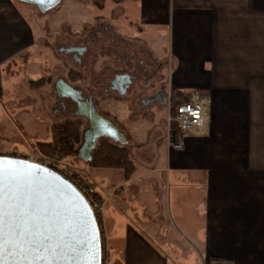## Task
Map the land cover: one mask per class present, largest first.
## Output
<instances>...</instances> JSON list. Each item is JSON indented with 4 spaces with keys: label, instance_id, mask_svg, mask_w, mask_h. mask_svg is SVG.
<instances>
[{
    "label": "crops",
    "instance_id": "0c3cea01",
    "mask_svg": "<svg viewBox=\"0 0 264 264\" xmlns=\"http://www.w3.org/2000/svg\"><path fill=\"white\" fill-rule=\"evenodd\" d=\"M100 3L104 8L95 7L94 17L122 35L123 29L134 34L152 56L161 33L169 32L175 88L210 98L207 135L188 136L182 150L170 148L166 137L149 140L156 129L137 144L146 114L133 112L128 132L107 117L128 140L137 165L129 180L120 170L97 174L76 165L105 201L110 264H264V0ZM26 14L22 2L0 0V150H20L16 144L24 143L4 105L20 99L22 67L35 73L37 40ZM90 61L86 70L75 67L84 89L97 86L92 73L103 75L105 63ZM108 96L96 99L98 111ZM50 129L46 123L34 137L52 141ZM106 170L114 173L107 178Z\"/></svg>",
    "mask_w": 264,
    "mask_h": 264
},
{
    "label": "rangeland",
    "instance_id": "374dc122",
    "mask_svg": "<svg viewBox=\"0 0 264 264\" xmlns=\"http://www.w3.org/2000/svg\"><path fill=\"white\" fill-rule=\"evenodd\" d=\"M22 7L23 9H26V16L29 17L31 23L35 28L34 33L37 40V52L32 57V62L36 63V66H31V68L33 67L32 71H35V73H32V75L28 74V72L26 71L27 69L22 67L21 70L24 83L21 84L20 89L16 92L18 94L17 96H19L20 99H11L10 101L5 102L4 106L6 108L8 120L13 123L24 141L23 144H16L15 148H18L24 152H33L32 144L39 142V139H36L34 137L36 128L38 130L43 129L44 124L47 123L53 130V125L61 124L66 120L60 110H58L57 112L54 111L57 108V97L54 84L59 78L65 77L71 67L75 68L77 66L70 59V56L57 51V46L66 43L68 39V36H66V34H63L66 30L63 28L62 23L68 22L69 25H71L73 32L83 33V29L86 28V24H88L89 27H93L96 24L94 15H96L98 12L97 9L93 6L91 0H62L60 5L56 9L47 14L41 13L38 8L32 4L30 5L22 3ZM123 28L124 27H122V29ZM125 31L126 32H124V29L122 30L123 35L127 39H129L128 42L130 41L129 45L126 48L129 49H127L130 53L129 55H132V57L130 58L132 62H129L130 67L136 68V65L143 66L146 63L149 64L147 71L150 81L146 85L141 83L134 84V89L131 93H137L135 97L140 98L141 94L150 95L163 86H165V90L167 92L178 90L175 88L173 79V64L172 60L170 59L171 46L169 32L165 31L161 33L162 36L158 38L155 47L158 55L152 56L150 55L151 53L149 55H147V53L137 54L139 53L138 49L141 44H137L134 42L136 40L132 39L134 38V34H128L126 29ZM107 40L108 39H103L102 42L108 44ZM99 46L100 43L99 45L95 44L90 46L92 49L90 52L91 55L99 52L97 51L99 49ZM97 54H99L98 57L100 58L101 63H105L106 65H110L112 63L114 64L112 56L107 54L101 56V53ZM91 55L88 56V63L91 62ZM142 60L144 61L143 65L140 62ZM158 65H161V69L158 75H154L153 71ZM143 69H145V67ZM151 75L154 76L153 79L150 77ZM41 78H43L44 80L42 82H39V84L32 85V83H30V79L39 81ZM85 79L87 80V82L89 81L88 78ZM83 83L84 79L80 81V83H76V85H81ZM181 91L188 92V90ZM113 97V95H109L108 98H105L103 102L99 101L98 112L103 116H111L112 118H114L117 123L127 132L130 131V129L131 131L133 129V126L128 121L130 115H132L133 112L137 113L138 111L142 115L146 114V119H149V122L147 120H144V123L138 125V129H142V134L140 133V136H137V144H139V142H145L147 139L145 133H147L149 130L152 131L154 129L156 130H154L153 132L157 133L158 136H153L149 140H155L157 144V141L159 142L163 140L164 137H166L170 141L168 105L159 106L157 104H152L149 106H141L139 104L140 99H134V96L123 98L122 101H120L119 99H113ZM123 101L124 104H122ZM70 119L82 120L83 126L81 128V132L88 126L86 120L82 118L70 117ZM138 131L141 132V130ZM126 136L128 138L132 137L131 133H128ZM79 146H77V148ZM127 147L130 149V146ZM4 150L5 149L0 151ZM159 155L160 161L166 159L165 151L164 153L159 152ZM142 157L143 156L139 154L137 158ZM63 162L65 165H72L80 177L84 174L81 173L83 171L80 170L76 165L88 166L75 157L64 158ZM91 171H93L92 173H97L96 171L101 172V169L92 168ZM104 173L108 175V178L110 173L114 172H107L106 170L104 171ZM135 220V217L130 216V222H132L134 226H138ZM104 226L106 227L105 217L103 229H106Z\"/></svg>",
    "mask_w": 264,
    "mask_h": 264
},
{
    "label": "water",
    "instance_id": "95a60500",
    "mask_svg": "<svg viewBox=\"0 0 264 264\" xmlns=\"http://www.w3.org/2000/svg\"><path fill=\"white\" fill-rule=\"evenodd\" d=\"M18 1L35 5L47 14L62 0ZM60 84L64 91L79 96L63 80L56 87L58 95L61 94ZM84 105V111H79L77 116L86 120L88 128L83 132L77 157L92 161L93 151L102 139L127 145L124 134L98 112L93 99ZM0 161H3L6 188L9 175L15 176L19 206L11 240L8 222L5 224L4 264H102L99 225L79 190L64 176L40 164L3 156Z\"/></svg>",
    "mask_w": 264,
    "mask_h": 264
},
{
    "label": "flooded vegetation",
    "instance_id": "af4514ba",
    "mask_svg": "<svg viewBox=\"0 0 264 264\" xmlns=\"http://www.w3.org/2000/svg\"><path fill=\"white\" fill-rule=\"evenodd\" d=\"M101 1L102 0H91L94 7L104 8V5L103 4L101 5L100 3ZM95 20H96V24L91 28H88L86 26V28L83 29V33L81 32L75 33L73 32L71 25H66V23H62L63 28L66 30L64 31L65 33L63 34H66V36H68V39L66 43L57 46V51L70 56V59L76 64V66H79L82 69L86 70L89 67L87 64L88 56L91 55L90 52L92 50L90 46L95 44L99 45L100 43L99 49L97 51H99V53H101L102 55L107 54L112 56L114 60V64L112 63L113 65L112 64L104 65L103 75L101 78L100 76L95 77L94 74L92 73L91 74L92 76L90 77V83L91 84L97 83V86L88 89L82 88L81 85L78 84L76 85V83H80V82L71 81V79L69 78V74L71 72L78 73L82 76L80 71L71 67L68 70L66 76L63 78H59L54 84L56 97H57L56 98L57 108L54 111L57 112L58 110H60L63 113V116L66 118V120H69L70 117L79 118L77 116V113L81 110L84 111L85 108L84 102L93 99L94 105L95 107H97L96 99H103L104 96H108V95H113L114 96L113 99H123L126 97L134 96V99L137 98L140 99V103L145 106H149L152 104L164 106L168 104L169 99L171 100V92H167L165 90V86L161 87L159 90H156L150 95L141 94L140 98L135 97L137 93H133V94L131 93L132 90L134 89L133 88L134 84L141 83L146 85L150 81L147 71L149 64L146 63L143 65L144 61L142 60L140 62L143 66L136 65V68H131L129 62H132L130 60L132 55H129L130 54L128 51L129 49L126 48L129 45L130 41L128 42V40L122 34L118 33V31L114 29L113 25L104 22L100 17H96ZM103 39H108L107 40L108 44L102 42ZM138 50L139 53L137 54L147 53L145 52L146 48L144 47V45H140ZM147 55H149V53H147ZM92 57H94V59L97 60L98 58L97 53L92 54L91 58ZM144 67L145 69H143ZM160 69H161V65L156 66V68L153 71L154 72L153 74L158 75ZM150 77L153 79L154 76L151 75ZM99 78L101 80H99ZM62 80L71 87H73L78 92L79 96L75 94L71 95L68 91H64L61 84H60L61 94L58 95L56 87L59 85V82ZM64 94L67 95L70 94V96L63 97ZM75 99H80V100H75Z\"/></svg>",
    "mask_w": 264,
    "mask_h": 264
},
{
    "label": "built area",
    "instance_id": "2783aa9c",
    "mask_svg": "<svg viewBox=\"0 0 264 264\" xmlns=\"http://www.w3.org/2000/svg\"><path fill=\"white\" fill-rule=\"evenodd\" d=\"M168 107V124L169 126L176 124L180 132L177 142L169 141L170 148L182 150L184 147L183 141L188 136L200 137L207 135L210 111V98L208 96L192 92L188 102L182 103L173 109L171 100L169 99ZM172 110H174V114L172 113ZM0 156L17 158L40 164L67 178L83 195L94 213L100 229L102 264H110L108 236L106 229H103L105 202L98 196L97 191L92 184L83 180L64 164V157L58 146L54 147L50 156H42L34 152H24L17 149L0 151ZM217 264L235 263L231 261H221Z\"/></svg>",
    "mask_w": 264,
    "mask_h": 264
},
{
    "label": "trees",
    "instance_id": "16d2710c",
    "mask_svg": "<svg viewBox=\"0 0 264 264\" xmlns=\"http://www.w3.org/2000/svg\"><path fill=\"white\" fill-rule=\"evenodd\" d=\"M69 78L73 82H80L83 77L78 74L71 72ZM44 79L31 80L32 85L39 84ZM190 99V93L173 90L171 91V105L173 109ZM174 114V110H172ZM83 122L81 119H69L65 120L61 124L53 125V140L52 141H39L32 144L33 152L42 156H49L52 154L55 146H58L62 152L64 158L76 157V148L82 141L81 128ZM179 130L176 124L170 126V141L177 142L179 137ZM90 168L94 169H115L120 170L124 174V178L129 180L136 173V163L134 162L131 154V150L125 145H119L108 139H102L99 141L97 147L93 151L92 161L86 163ZM76 175L77 171L72 165H66Z\"/></svg>",
    "mask_w": 264,
    "mask_h": 264
},
{
    "label": "snow or ice",
    "instance_id": "6c2138e0",
    "mask_svg": "<svg viewBox=\"0 0 264 264\" xmlns=\"http://www.w3.org/2000/svg\"><path fill=\"white\" fill-rule=\"evenodd\" d=\"M15 176L9 175L8 187H5V170L3 161H0V264L3 262V246L5 239V224L9 225V237L14 235L13 225L17 215L18 204L16 203L18 197L15 192Z\"/></svg>",
    "mask_w": 264,
    "mask_h": 264
}]
</instances>
